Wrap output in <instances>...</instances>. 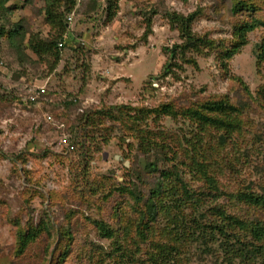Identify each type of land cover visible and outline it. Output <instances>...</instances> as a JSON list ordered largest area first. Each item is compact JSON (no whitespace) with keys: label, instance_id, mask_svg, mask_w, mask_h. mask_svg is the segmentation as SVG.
<instances>
[{"label":"rangeland","instance_id":"374dc122","mask_svg":"<svg viewBox=\"0 0 264 264\" xmlns=\"http://www.w3.org/2000/svg\"><path fill=\"white\" fill-rule=\"evenodd\" d=\"M91 1H77L55 67L28 46L31 34L55 32L45 1L0 8V264H264V239L251 234L264 231V210L239 199L264 195V27L223 56L238 24H264V0H119L110 22L107 0ZM196 9L203 15L193 30L216 48L197 56L199 68L160 77L163 48L180 42L166 14ZM14 24L23 32L11 38ZM220 100L239 109L232 134L201 132L181 117L128 125L82 119L109 106L181 112ZM112 129L106 144L101 134ZM152 198L159 215L147 226ZM96 221L114 237L100 235ZM30 227L41 233L20 253L18 236ZM157 245L171 253L158 254Z\"/></svg>","mask_w":264,"mask_h":264},{"label":"trees","instance_id":"16d2710c","mask_svg":"<svg viewBox=\"0 0 264 264\" xmlns=\"http://www.w3.org/2000/svg\"><path fill=\"white\" fill-rule=\"evenodd\" d=\"M7 0H2L0 3V8L3 10L11 11V8H7ZM45 6L43 8L45 18L47 23L55 31L52 37L44 39L41 38L39 34H31L29 37L28 46L30 49L38 55L41 59L43 57H50L54 60V67L58 64L61 59V50L67 43L68 36V26H67V14H71L74 10L77 0H44ZM98 1V0H92ZM91 1V2H92ZM30 3L31 0H26ZM90 2V1H89ZM108 3V15L107 22H110L117 15V10L119 8V0H107ZM201 9H196L191 13L185 15L177 11L168 12L166 18L172 30H176L179 33L180 42L175 43L172 46H165L163 48V55L166 56V62L162 67V72L160 77L174 76V78H179L180 73L184 72L186 66H191L195 69L199 68L197 61V56L203 55L208 51H212L216 48L215 41L209 36V34L199 35L193 30L194 23L203 15L201 14ZM257 21V20H256ZM256 21L251 23L244 22L240 23L235 27L236 42L233 44L232 49L226 50L223 54L224 59L232 58L240 49L248 44V34L257 27L263 26L264 24H257ZM15 28L8 32V35L11 38H15L21 32L23 28L21 25L14 24ZM15 31H17L15 33ZM152 20L149 18L147 21V30L144 34V39H148L149 35L152 34ZM24 38L23 35H20ZM225 65L227 62H223ZM44 95V94H43ZM127 110V111H126ZM240 112L235 106L230 104L228 101L220 100L215 102H208L201 106H190L179 112V110L174 109L171 105L164 104L158 109L144 110H134L131 107L122 105V106H109L104 107L99 110L90 111L88 114L82 116L83 122L85 124L99 122L103 124L106 122L115 123L121 122L124 125H128V122L137 120L138 124L142 120L147 122L148 120L154 118V120H162L164 117H170L171 119L178 120L180 117L186 119L189 122H193L197 125V128L201 132H205L208 127L216 128L218 130H223L232 134L234 131H237L240 126ZM128 127V126H126ZM114 133L113 129L107 133V136L101 134V137L105 139L106 144L109 143L112 134ZM95 135V134H93ZM76 137L82 138L83 135H80L79 132L76 133ZM75 150V149H74ZM192 160L197 162L193 157ZM205 175H208L207 172H204ZM166 177L170 176V173L165 172ZM211 183H214V180L208 178ZM191 193H186L188 197ZM239 199L244 203L259 207L264 210V195H255L248 193H241ZM149 222L145 225H149L150 222L157 220L159 215V206L155 204L153 198L150 200L148 207ZM219 214L222 217H225L222 211H219ZM145 217V216H144ZM143 217V218H144ZM226 220L234 222L238 227L245 229V224L235 217H226ZM96 227L100 233L105 238H113L114 232L110 229L105 222L96 221ZM47 229V226H43ZM218 232L223 233L222 229H219ZM40 228L30 227L26 233L20 234L18 236V249L19 252H23L30 241L35 240L40 235ZM142 233V232H141ZM251 234L256 240L264 239V231L261 227L255 226L251 229ZM158 254L171 253L167 250L166 245H157ZM155 256H157L154 253ZM154 256V257H155Z\"/></svg>","mask_w":264,"mask_h":264},{"label":"built area","instance_id":"2783aa9c","mask_svg":"<svg viewBox=\"0 0 264 264\" xmlns=\"http://www.w3.org/2000/svg\"><path fill=\"white\" fill-rule=\"evenodd\" d=\"M78 1V3H80V2H82V1H90V0H77ZM69 21H73V14L71 13V14H69L68 15V18H67ZM39 89V92L37 93V94H32V96L30 97V99L32 100V101H35L36 99H37V97H38V94H44L45 92H46V89H45V87H40V88H38ZM62 142H63V145L64 146H66L67 148H69L70 150H74L75 149V145L74 144H72L71 143V141L69 140V139H67V138H64L63 140H62Z\"/></svg>","mask_w":264,"mask_h":264}]
</instances>
